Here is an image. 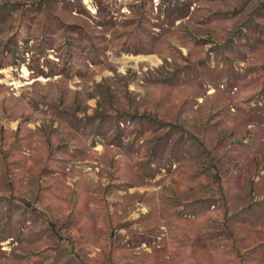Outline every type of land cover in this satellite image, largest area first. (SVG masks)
Wrapping results in <instances>:
<instances>
[{
  "label": "rangeland",
  "instance_id": "374dc122",
  "mask_svg": "<svg viewBox=\"0 0 264 264\" xmlns=\"http://www.w3.org/2000/svg\"><path fill=\"white\" fill-rule=\"evenodd\" d=\"M0 264H264V0H0Z\"/></svg>",
  "mask_w": 264,
  "mask_h": 264
}]
</instances>
